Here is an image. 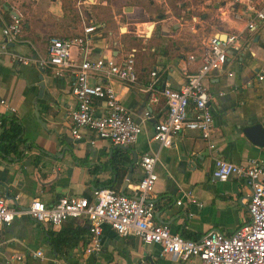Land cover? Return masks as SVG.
Here are the masks:
<instances>
[{
	"label": "crops",
	"instance_id": "0c3cea01",
	"mask_svg": "<svg viewBox=\"0 0 264 264\" xmlns=\"http://www.w3.org/2000/svg\"><path fill=\"white\" fill-rule=\"evenodd\" d=\"M15 15L22 31L3 46L1 27ZM252 15V10L222 0H0V114L14 115L22 124L20 154L0 152V194L20 209L34 197L52 204L61 195L90 196L100 186L135 195L143 174L142 154L158 151L157 179L149 199L155 220L192 239L211 227L231 233L249 219L250 184L236 173L225 180H212L210 173L214 156L237 163L256 157L264 166V145L242 131L256 122L264 127V79L257 78L264 67V22L248 29L246 20ZM90 24L96 27L90 42L85 51L72 48L74 59L112 54L120 60L134 55L137 81L110 80L141 122L137 140L128 145L115 146L105 138L91 141L94 134L88 128L81 129V138H74L73 75L54 74L48 66L16 59V55L44 57L49 36L79 35ZM231 32L238 39L228 48L224 64L204 79L214 96V147L190 128L174 136L171 146L161 147L153 136L154 124L167 110L160 89L180 87L187 74L198 70L209 37L223 38ZM153 78L151 92L147 85ZM89 79L107 81L101 74ZM104 108L105 102L98 99L96 111ZM188 190L204 204L188 203ZM179 197L181 204L176 203ZM89 235L88 220L82 216L54 226L18 213L0 227V264L198 263L197 257L180 260L162 255L158 243L119 235L108 223L102 224L99 251L87 252ZM36 249L42 256L33 255Z\"/></svg>",
	"mask_w": 264,
	"mask_h": 264
},
{
	"label": "built area",
	"instance_id": "2783aa9c",
	"mask_svg": "<svg viewBox=\"0 0 264 264\" xmlns=\"http://www.w3.org/2000/svg\"><path fill=\"white\" fill-rule=\"evenodd\" d=\"M242 5L244 10H252L253 15L246 20V27L253 29L257 22H264V0H222ZM239 17L238 13H235ZM95 25H85L83 33L75 36L51 35L47 42V55L29 57L16 55L22 63L35 62L48 66L54 74L71 73V92L76 105L71 110L70 131L74 138L82 137L81 129H90L96 138L108 139L112 145H128L135 142L141 132V122L121 101L118 92L110 80L133 83L137 81V72L133 53L117 60L112 54L100 55L91 60H81L71 56L72 48H87ZM22 31L21 19L12 20L1 27L3 46L16 40ZM238 34L231 32L225 37L212 34L202 54L201 64L196 72L189 73L185 82L178 88L163 86L160 93L166 100V115L154 124V138L161 147L172 145L174 136L184 128L196 129L201 137L213 148L214 118L212 103L214 96L204 83L206 76L221 68L226 60L227 50L236 43ZM193 58V55H190ZM155 70L151 71L155 75ZM91 74H101L107 81L90 82ZM264 79V67L257 74ZM155 79L147 85L153 92ZM102 99L105 108L96 111V101ZM151 99H156L152 94ZM1 102H4L1 100ZM14 110V107H10ZM147 113V112H146ZM158 151L142 154L140 164L143 174L136 184V194L119 192L110 186L92 189L91 195H61L52 204H46L34 197L24 209L15 208L7 203L0 194V227L9 224L18 213L26 212L42 223L57 226L68 217H85L89 223V241L84 250L98 252L101 246L102 224L108 223L119 235L133 234L145 244L158 243L160 253L172 258L184 260L197 257V264H264V166L256 157L237 163L221 156H214L210 173L212 180H225L231 173L246 177L251 190L247 201L249 219L240 223L231 233L211 227L199 239L185 237L173 232L167 224L154 218V205L149 200L152 194L157 172L155 169ZM17 196V195H16ZM188 203L202 206L195 194L185 192ZM183 201L176 199L177 204ZM42 250L33 251L34 256H42ZM19 257V256H18Z\"/></svg>",
	"mask_w": 264,
	"mask_h": 264
},
{
	"label": "trees",
	"instance_id": "16d2710c",
	"mask_svg": "<svg viewBox=\"0 0 264 264\" xmlns=\"http://www.w3.org/2000/svg\"><path fill=\"white\" fill-rule=\"evenodd\" d=\"M0 126V152L9 153L14 151L20 154L18 145L22 140V124L19 119L14 115L0 114Z\"/></svg>",
	"mask_w": 264,
	"mask_h": 264
},
{
	"label": "water",
	"instance_id": "95a60500",
	"mask_svg": "<svg viewBox=\"0 0 264 264\" xmlns=\"http://www.w3.org/2000/svg\"><path fill=\"white\" fill-rule=\"evenodd\" d=\"M40 69L43 71V67ZM242 131L249 139L255 141L258 144L264 145V127L261 122L248 124L242 128Z\"/></svg>",
	"mask_w": 264,
	"mask_h": 264
}]
</instances>
